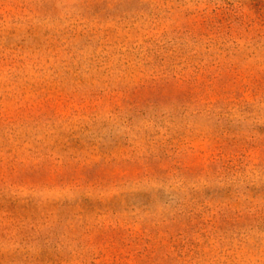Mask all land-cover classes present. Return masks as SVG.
Here are the masks:
<instances>
[{"label": "rangeland", "instance_id": "obj_1", "mask_svg": "<svg viewBox=\"0 0 264 264\" xmlns=\"http://www.w3.org/2000/svg\"><path fill=\"white\" fill-rule=\"evenodd\" d=\"M0 264H264V0H0Z\"/></svg>", "mask_w": 264, "mask_h": 264}]
</instances>
